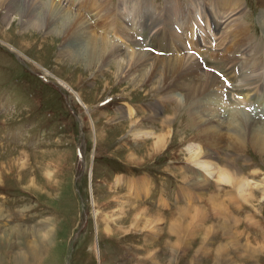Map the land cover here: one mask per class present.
<instances>
[{
	"label": "rangeland",
	"instance_id": "374dc122",
	"mask_svg": "<svg viewBox=\"0 0 264 264\" xmlns=\"http://www.w3.org/2000/svg\"><path fill=\"white\" fill-rule=\"evenodd\" d=\"M66 1L92 29H100L103 10L112 19L117 9L132 7L136 15L142 5L143 25L128 21L130 15L125 19L134 27L131 35L155 55L177 51L160 42L164 31L175 35L180 10L171 12L173 19L169 15L175 0H130L134 6L82 0V7ZM177 1L193 17L181 12V21L187 16L199 22L198 14L206 15L197 23L204 46H188L202 53L203 68L231 83L238 92L232 95L242 99L246 94L234 84L239 79L227 69L239 63L237 73L242 68L264 75V0H240L242 12L220 22L221 31L214 18L230 13L223 0V6L217 0ZM4 13L0 7V264H264L263 149L238 146L231 136L222 147L208 148L210 141L188 126L187 109L175 113L176 103L149 92L148 85L133 88L128 79H116L117 70L123 71L116 64L90 69L65 63L59 41L50 42L44 28H22L18 14L3 25ZM224 29L234 33L228 41L241 42L249 54L230 52L228 60ZM255 49L261 50L258 57ZM235 107L251 115L258 109L254 103L252 109ZM167 116L173 117L171 127L161 124ZM139 125L162 134L159 148L155 134L143 137ZM200 151L216 154L213 176L196 170L203 169L195 158ZM197 178L208 187L199 191L190 182V198L183 193L185 180ZM145 179L148 193L134 198L129 181Z\"/></svg>",
	"mask_w": 264,
	"mask_h": 264
},
{
	"label": "bare ground",
	"instance_id": "6f19581e",
	"mask_svg": "<svg viewBox=\"0 0 264 264\" xmlns=\"http://www.w3.org/2000/svg\"><path fill=\"white\" fill-rule=\"evenodd\" d=\"M64 1L66 0H61L60 2L49 0H0V7L5 10L1 20L3 25L10 24L9 21L12 15L18 14L21 17L20 24L22 25V28H25L26 30H31L29 29L30 26H32L34 30L44 28L46 34L49 36L48 40H50V42L54 44L59 41V55L63 57L65 63H69L71 66L81 63L86 65V68L89 66L90 69H94L98 68V65L107 67L108 65L116 64L123 69L121 72H118L117 70L116 79L123 81L128 79L133 88L140 86V84L141 86L148 85L150 87V89H148L149 92L160 95L163 99H169L176 103V108L173 109L175 113L182 109H187L189 113H191L188 126L194 128L202 138L210 141L209 146H207L208 148H220L222 147L221 144L225 142L226 139H231V137H233L235 144L238 146H248L249 144L250 146L264 150V75L259 74L260 70H255L258 74L254 71H248L247 73L241 72L242 68L239 70L241 73H239V71L237 73L236 71L239 68V63L235 65L231 62L232 66H230V69H227V71L230 70L231 75H234L236 79H239L238 82H235L234 84H237L239 89L240 87L242 88L239 92L246 94L242 99H236L232 94L238 92L234 91L231 83L230 86H228L223 79L221 80L217 77L214 70L212 71L203 68L202 60L200 58L201 56H199L202 53H200L199 50L197 51L194 48V45L202 44V46H204L200 40H202L205 35L199 32L193 33L191 30L190 36L186 39L185 31L189 28L193 29L195 27L194 22L196 21L190 20L192 17L190 13L191 11L180 9L183 3L181 5L180 1L175 0L169 15L171 17V12L173 11L174 13L175 9H179L180 14L181 12H185L186 14L187 12L190 13L191 16L189 15V21L187 20V16L185 19L183 17V21L179 20L180 14L176 16V19H173L174 17L172 16L171 19H173V22H175V25L177 26V28L172 27L173 32L175 31V35L168 36L164 31L160 38L161 46L167 48L166 50H177L176 53H171L170 56L160 54L155 55L151 53L147 48L141 47L137 35H131V30H133L134 27L133 29L131 27L129 28L125 19L130 15L128 21L131 19L132 23H136V19H138L143 25L142 16L139 18V14H143L144 12L142 5L140 6L142 7V12H138L139 14L136 15L131 11L132 7H127L128 9L127 11L125 10V13H123L124 10L117 9L115 16L112 19L109 18L110 16L105 17L108 13L103 10L100 14L104 17L103 21L97 23V26L100 29H92L84 15L64 6ZM217 1L220 4V0ZM75 2H79V7H82V0H77ZM126 2H128L129 5L132 4V6H134L133 2L130 0H123L121 3L125 4ZM240 2V0H228L226 2L223 0L222 3L225 7L223 8H229L230 13L228 12V15L224 14L222 18L215 17L214 20L218 19L220 24V22L223 23L234 15H237L240 11L242 12V7H240L241 4H239ZM223 4L220 5L223 6ZM40 9L41 11H39ZM132 16H134V20L132 19ZM198 16L203 19L206 15L201 12ZM214 16L217 15L215 14ZM241 16L242 13L240 14V17ZM199 17V22L197 23L200 25L201 21ZM238 19L240 18L238 17ZM170 22L172 23V20ZM185 22H187L186 25ZM145 23H148L146 25H149V22ZM180 25H182V28ZM112 26L114 27L113 30L111 28ZM171 26L173 25L171 24ZM180 28L184 31L183 34L179 33ZM154 29L158 28L155 27ZM111 32L114 36L111 35ZM28 34L31 37L35 35L34 31H28ZM231 36H234L231 29H229V31L224 29L221 37L223 39L222 42H224L223 45L226 47L225 49L227 51V53L224 54L226 55L225 57L228 59V56H231L230 52H232V54L237 52V55H239V53L249 54V49L244 47L241 42H234L232 40L228 41ZM166 37L171 39L175 45L173 43L167 44ZM188 40H190V42ZM131 41L132 44L130 43ZM206 41L208 43L213 42L212 40L210 41V39ZM192 42L194 45L192 44L188 46V43ZM208 46V48H211L212 44H209ZM224 46H222V48ZM221 50L224 51L223 49ZM260 52L261 50H256L254 57H258ZM260 59H257L256 63H252L254 68L259 66ZM228 60L226 61L227 63H225L226 65H228ZM252 61L255 62V60ZM256 76L260 80L257 84L255 83ZM225 93L228 94V98H225ZM252 103L256 104L258 108L251 110L252 115L251 113H248L249 110L245 112L242 109H235V106L249 109L251 108L250 105ZM230 109L232 110L231 117L227 119L226 116ZM127 112H129V114L133 113L132 109L129 108L127 109ZM172 116L162 118L161 124L165 127H171L173 121ZM148 118L154 119V115L151 114ZM130 123L133 125L135 124L132 120ZM139 126L141 128L140 133L143 134V137H150L155 134L152 129L145 128L144 125ZM153 137L156 147L159 148L160 144L164 142V138H161L162 134L156 133ZM229 151L231 153V150ZM215 156V153L203 151L195 153L196 160L203 162L201 163L203 169L201 165L199 168H196L198 172H203L202 170L206 172V174H203V177L207 178L208 176L216 174L215 163L211 160L212 158L214 159ZM221 177L224 178L225 175H221ZM185 181L187 186H184L183 193L189 195L190 198H193V194L189 192L191 190H189V188L187 189L190 182L191 184H194L195 189L199 191L208 187V183L205 179L199 180L197 178L196 181H192L191 179ZM129 183L134 198L141 194L148 193L147 190L150 187V182L146 179L138 181L130 180ZM134 198L130 199L134 201ZM221 250L219 244L217 252H220Z\"/></svg>",
	"mask_w": 264,
	"mask_h": 264
},
{
	"label": "crops",
	"instance_id": "0c3cea01",
	"mask_svg": "<svg viewBox=\"0 0 264 264\" xmlns=\"http://www.w3.org/2000/svg\"><path fill=\"white\" fill-rule=\"evenodd\" d=\"M162 198H164V199L168 202V199H166L165 197H162ZM218 256H220V252H217V251H216V257H215V260L218 258Z\"/></svg>",
	"mask_w": 264,
	"mask_h": 264
}]
</instances>
